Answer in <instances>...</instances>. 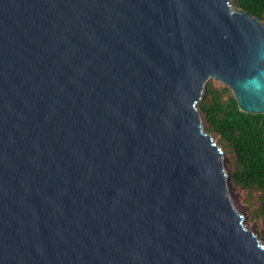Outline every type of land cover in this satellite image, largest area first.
<instances>
[{"label":"water","instance_id":"water-1","mask_svg":"<svg viewBox=\"0 0 264 264\" xmlns=\"http://www.w3.org/2000/svg\"><path fill=\"white\" fill-rule=\"evenodd\" d=\"M211 80L264 115V23L232 0H0V264H264Z\"/></svg>","mask_w":264,"mask_h":264},{"label":"trees","instance_id":"trees-1","mask_svg":"<svg viewBox=\"0 0 264 264\" xmlns=\"http://www.w3.org/2000/svg\"><path fill=\"white\" fill-rule=\"evenodd\" d=\"M237 9L264 23V0H232ZM204 129L231 162L229 180L247 191L251 221L264 223V115L240 110L230 88L209 81L198 104Z\"/></svg>","mask_w":264,"mask_h":264},{"label":"rangeland","instance_id":"rangeland-1","mask_svg":"<svg viewBox=\"0 0 264 264\" xmlns=\"http://www.w3.org/2000/svg\"><path fill=\"white\" fill-rule=\"evenodd\" d=\"M211 81L220 83L216 80H211ZM214 139L216 140L215 137ZM224 165L227 169V172L229 173V171L231 170V162H230V158L226 154L224 156ZM228 188L233 196V202L235 201L234 203L236 210L240 214L244 215V217L246 218V222H245L246 228L251 229L253 233L258 237L259 241L264 244V223L261 221L253 222L249 219L250 214H249L248 202H247L249 196L247 195V191L243 188H237L236 186L231 184L230 180H229Z\"/></svg>","mask_w":264,"mask_h":264},{"label":"bare ground","instance_id":"bare-ground-1","mask_svg":"<svg viewBox=\"0 0 264 264\" xmlns=\"http://www.w3.org/2000/svg\"><path fill=\"white\" fill-rule=\"evenodd\" d=\"M229 193H230V191H229ZM230 198H231V202H232V205L234 206V208H235V201L233 202V196H232V194L230 193ZM236 209V208H235ZM263 244V243H262ZM264 245V244H263Z\"/></svg>","mask_w":264,"mask_h":264}]
</instances>
